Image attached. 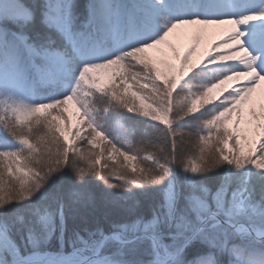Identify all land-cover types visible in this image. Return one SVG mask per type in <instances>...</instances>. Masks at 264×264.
I'll return each instance as SVG.
<instances>
[{
	"label": "snow or ice",
	"instance_id": "snow-or-ice-1",
	"mask_svg": "<svg viewBox=\"0 0 264 264\" xmlns=\"http://www.w3.org/2000/svg\"><path fill=\"white\" fill-rule=\"evenodd\" d=\"M0 264H264V0H0Z\"/></svg>",
	"mask_w": 264,
	"mask_h": 264
},
{
	"label": "rangeland",
	"instance_id": "rangeland-1",
	"mask_svg": "<svg viewBox=\"0 0 264 264\" xmlns=\"http://www.w3.org/2000/svg\"><path fill=\"white\" fill-rule=\"evenodd\" d=\"M178 31H180V30H178ZM217 34H218V32L216 30H214V29L213 30H210L209 33H208V35H207V37H206V39L207 40L214 39ZM170 39L178 47H183L185 44L188 43L187 37H184L183 39H177L176 36L174 35V36L170 37ZM68 108H69V114L71 115L72 112L75 111L74 105L72 104V102H68Z\"/></svg>",
	"mask_w": 264,
	"mask_h": 264
}]
</instances>
